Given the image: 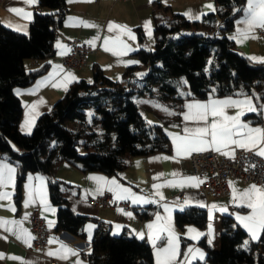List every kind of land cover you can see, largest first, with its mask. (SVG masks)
I'll return each mask as SVG.
<instances>
[{"label":"trees","instance_id":"16d2710c","mask_svg":"<svg viewBox=\"0 0 264 264\" xmlns=\"http://www.w3.org/2000/svg\"><path fill=\"white\" fill-rule=\"evenodd\" d=\"M241 1L217 0L218 13L204 16L198 24L200 30L192 33H186L182 16L174 14L157 27L159 39L155 49L139 51L149 68L147 75L138 79L139 90L97 70L92 83L83 80L77 84L39 118L29 135L19 130L23 106L14 88L30 85L48 69V60L56 53V30L68 10L67 0H39L40 7L51 12L36 13L27 34L0 22V154L8 155L18 166L17 197L27 173L44 174L52 202L58 208V229L73 239H84L83 225L90 218L72 210L62 184L56 179L57 166L69 160L87 169L112 172L124 164L126 155H144L167 148L158 128L143 119L132 101L133 94L147 92L156 93L165 101L179 99L178 85L171 81L176 78L188 81L192 94L198 97L248 93L252 82L264 81V64H255L239 54L227 38L234 25L233 10ZM205 30L214 31V35L205 36ZM28 61L40 64L28 68ZM89 112L94 113L90 123ZM94 126L99 132H92ZM88 137H94L96 142L86 144L81 154L79 138ZM187 221L204 228L206 213L196 209L190 214L176 213L180 226ZM230 226L222 236L220 248H213L204 240L200 242L207 256L205 262L196 264H264V235L244 248L247 233L240 226ZM149 254L145 242L134 237L115 238L99 227L88 258L92 264H141V257Z\"/></svg>","mask_w":264,"mask_h":264},{"label":"crops","instance_id":"0c3cea01","mask_svg":"<svg viewBox=\"0 0 264 264\" xmlns=\"http://www.w3.org/2000/svg\"><path fill=\"white\" fill-rule=\"evenodd\" d=\"M209 3H212L216 8L215 12H211L206 7ZM245 4L246 0H242L238 7L244 6ZM12 7L23 8L26 11L32 12V19L26 20L15 15L9 11V8ZM67 8L68 10L66 15L56 30L54 40L56 53L48 60V69L42 75L37 77L30 85L25 87L17 86L14 88L15 94L20 98L23 106L22 117L19 123V130L21 133L26 134L21 131V127L22 125H25L26 121L32 122L33 130L39 118L42 115L49 113L53 109L55 103L68 93L72 92L77 84L83 80L87 82H89V80L93 81L94 74L97 70H101L110 79L119 82L122 85H126L128 88H136L139 90L140 85H138L139 77L137 74H145L149 69L148 66L143 63L142 57L139 55V51H151L155 49L159 39V34L156 31L159 25L167 23L170 19H172L174 14H179L185 22L186 33L197 32L200 30V26L198 24L201 23L204 15L197 20L194 18L190 19L183 13L190 10V15L193 17L205 12L208 14L218 13L217 0H135L133 2L117 0H67ZM38 12L47 13L51 12V10L41 8L39 0L35 5H24L20 3V0H5L0 6V22L5 26L8 23H11L13 25L11 29L13 30H15L17 25H24L25 27L21 31L17 32L27 34L30 29V24ZM240 15L241 13L238 12L234 14V22L236 19H239ZM109 22L126 25L131 28L136 36V40H130L127 36H124L123 39L133 48L139 47L140 50L134 53H128L122 57L114 56L111 51H105L104 37L114 35L113 33H109L107 31V25ZM145 22H150V28L152 31L151 38L146 35L144 27ZM220 23L221 22L219 21L217 24L219 25ZM236 27L237 26L234 23L233 28L228 32V37L235 33ZM254 35L257 36L258 39H248L243 43L231 40L234 49L239 54L244 55L247 58L251 55L264 57V35L258 34L257 31ZM96 37L99 38L94 40L93 38ZM72 39L83 40L94 49V52L88 54L86 66L80 69L66 70L63 65V58L68 53L69 49L67 40ZM58 42L61 45L66 46L65 54H58L61 52V49L57 47ZM108 47H112L111 43ZM120 60H132L138 61L139 63L125 66L123 63H118ZM39 64L40 62L35 64L34 61H28L26 63L28 68L37 67ZM56 71H59V75L55 77V80H59L65 75V73H71L76 77L78 82L74 81L68 84V90L66 92L62 88L53 87L52 84L55 80L49 81L46 80V78H48L51 73ZM177 79H180L179 81L182 80V78H176L171 81L176 83ZM40 81L45 82L37 87L38 82ZM132 82L134 83L132 84ZM250 86L251 90L246 94L259 96L262 98L260 103H264V81H254ZM182 87L184 88L185 93L190 92L191 95L179 96L178 92L179 99L168 101L162 100L156 93L150 94L146 92L145 94L139 95V110L141 115L145 121L154 122L151 126L157 127L160 131V136L167 145L166 149L144 155H126L124 164L118 165L112 172L87 169L85 165L81 164L82 167H80L69 160H65L57 166L56 179L62 184L61 189L70 203L72 210L78 215L90 218L83 225V233L85 235L84 239H73L68 234L58 229V208L52 202L49 183L44 174L32 172L27 173L21 184L19 196L17 197L18 166L8 155L0 154V157L5 158V162L11 163L17 169L15 187L13 188L9 185L8 188L3 189L4 191L12 193V195L7 199L0 200V220L20 221L23 229L34 237L29 222V215L34 211H38L47 223L49 221L53 222L52 225L49 226L51 233L50 239L56 238L51 243L49 242V239L48 244L43 250H34L31 249L33 239L26 244L23 239L17 238L16 235L5 231L4 228H0V255H2V258H0V264H23L24 261H31L32 264H49L50 260H57L59 264H73V262L77 259L75 256L69 257L68 260H62L57 256L47 255L50 250L55 251L60 248L61 242L73 249H77L80 253L78 258L82 260L84 264H92L88 255L93 250L94 238L99 227L103 229L107 235L115 238L134 237L145 242L150 248V254L141 257L139 263L156 264L155 249L147 238L149 230L146 225L149 223H156L155 216L157 213H160L162 216H171L170 224L174 233L178 237L179 255L177 257V264H182L185 260V253L189 248H198L205 253L204 261L189 259V264L205 262L207 251L200 242L204 240L205 243L209 245L208 240L211 239L212 244L209 246L216 249L220 248L222 236L225 233V230L231 227L230 225H232V228L234 229L240 226L247 233V231L240 225L239 221L236 220V215L247 214L249 210L233 204L232 197L234 195V189H247L250 185H257L256 183L251 182L243 184L239 180H231V193L226 198H217L212 192L203 191L201 189V184L199 187L184 188L165 185L166 181L183 179L184 177L194 175L191 172L189 156L175 158L173 144L170 138L164 134V130L172 133L181 132L180 127H170V125H181L182 117L180 115H167L163 108L167 107L169 111L182 113L185 111V103L193 101L206 102L210 96L215 99H222L226 97L237 98L236 94L216 93L208 94L204 97L194 96L191 92L188 81L187 84H184ZM17 90L20 92L19 95L17 94ZM41 100L44 101L43 104L40 103ZM142 101H149L151 103H143ZM154 103L159 104L162 107H153L152 105ZM254 103H256L255 100ZM33 105H37L35 110L32 108ZM235 111L236 109H228L227 113L232 115ZM243 119L245 121H253L254 123L252 126H264V119L254 114H249ZM160 124L163 125L164 130L157 126ZM159 156H165L171 159H153ZM221 156L228 157L225 155ZM137 162L140 163L137 164ZM161 173L164 175L161 176ZM174 173H179L180 175L177 177L173 175ZM30 175L33 178L31 181L28 179ZM91 176H103L109 180L115 178L122 186L130 188L136 194L144 196L148 199H158V197L154 196V193L156 192V189L153 188L154 184L165 185L160 188L159 191L164 197L163 202H166L170 206L171 211L170 213H165L163 208L158 206L156 203L133 205L129 201H120L115 199L112 193L111 195L113 202L116 204L115 206H93L89 203V199L91 197L100 196V194L96 191L97 181L89 179ZM37 177L43 178L47 201L51 207L55 209L54 212L46 210L39 202V198L35 196V193L33 196L34 199H36V203L30 204L28 207L24 206V201L27 198L26 193L28 191L25 186L28 184H31L33 187L39 185L40 180H38ZM157 177L159 178L157 179ZM105 192L108 191L105 190L104 193ZM186 199L189 201L188 204L184 203ZM118 204H128L129 208L118 206ZM199 204H203L205 207H200ZM212 204L216 205V209L212 210L210 218L209 207ZM221 207H226L228 211H218ZM13 208L15 209L14 211ZM118 209H122L123 211H118ZM195 209L203 210L206 213V224L204 228H201L190 221L184 223L183 226H180L176 222V213L180 212L190 214ZM128 212L132 213L131 217L125 214ZM26 213L28 214V218L24 219ZM117 224L122 225L123 227L118 234L114 235ZM226 224L227 227H225ZM89 225H94L91 229L92 237L90 241L88 236ZM189 229H195L196 232H191ZM138 232L145 233V238L143 240L137 237L136 233ZM197 232L204 235H201L198 239H192L191 237L196 235ZM247 235L248 238L245 241H252L248 233ZM184 241H186L185 245H183ZM157 243L158 245L160 244L159 241ZM11 257H18L20 259H12Z\"/></svg>","mask_w":264,"mask_h":264},{"label":"snow or ice","instance_id":"6c2138e0","mask_svg":"<svg viewBox=\"0 0 264 264\" xmlns=\"http://www.w3.org/2000/svg\"><path fill=\"white\" fill-rule=\"evenodd\" d=\"M20 3L24 5H35L38 3V0H20ZM206 7L211 11L215 12L216 8L212 3L206 5ZM9 11L14 13L17 16H20L23 19L31 20L32 12L26 11L23 8L12 7L9 8ZM235 13H241L239 19L235 20V33L227 37L230 40H234L238 43H243L248 39H258L254 35L256 30H264V0H246L244 6L234 8ZM185 16H188L190 19L194 18L199 20L202 15L206 16L208 13H200L196 16L190 15V10L183 13ZM75 19V18H70ZM7 27H13L11 23L6 25ZM25 26L17 25L15 27L16 31H21ZM146 35L151 38L152 31L150 28V22H145ZM222 27V25H221ZM107 31L113 33L112 36L104 37V50L111 51L114 56L122 57L128 53H134L139 51V47L133 48L129 45L124 39V36H127L128 39L135 41L136 36L131 28L126 25L118 24L115 22H109L107 25ZM99 37L93 38L98 39ZM111 43L112 47L109 48L108 45ZM57 47L61 49V52L58 54H65L66 46L61 45L59 42ZM70 51V49H68ZM248 59L255 63L264 64V57H259L256 55H251ZM118 63H123L125 66L138 64V61H123L120 60ZM209 64L212 63L211 60L208 61ZM207 71V69H206ZM59 75V71L53 72L50 74L46 80L53 81L55 77ZM138 76L145 75L144 73H138ZM78 82L76 77L71 73H65L63 77L59 80H55L52 84L53 87L62 88L65 92L68 90V84L72 82ZM45 81L38 82L37 87H39ZM89 83H92L89 80ZM187 84V81L182 78L178 82V86H183ZM215 92V89L212 90ZM17 94L20 92L17 90ZM179 95H191L190 92L184 93L180 92ZM237 98L226 97L222 99H215L210 96L206 102L193 101L185 103L182 113H176L169 111L167 107H164L163 110L167 115H180L182 117L181 125H170V127H180L181 132L172 133L163 129V125H157L164 130V134L170 138L173 148L175 158L187 157L192 153H200L207 151H215L221 155L228 156L232 159H235V150L242 149L246 152H251L254 155L259 157H264V126H252L253 121H245L243 118L249 114H254L262 119H264V103H260L262 99L256 95H248L243 92L236 93ZM254 100L256 103H254ZM143 103H151L149 101H142ZM41 104L44 101H40ZM153 107L160 108L162 107L159 104H153ZM37 105H33L32 108L35 110ZM228 109H236L235 113L229 115L227 113ZM89 117V123L94 115V113H87ZM211 118V119H210ZM149 125H153L154 122L146 121ZM32 122L26 121L25 125H22L21 131L26 134H31ZM15 150V149H14ZM153 159H171L165 156H159ZM140 162H137L139 164ZM254 167V165H253ZM17 169L11 163L5 162L4 157H0V200L9 198L12 193L4 191L3 189L8 188L11 185L15 187V178H16ZM161 176L164 174L161 173ZM174 176H179V173H174ZM159 177H157L158 179ZM29 181L33 178L30 175L28 177ZM40 180V184L33 187L31 184L26 185L28 190L26 193V200L24 201V206L28 207L30 204H35L36 199H34L33 194L39 198V202L44 206L46 210L55 211L47 201L46 192L44 189L43 178L37 177ZM89 179L97 181L96 191L98 194L103 195L104 191L114 195V198L120 201H129L133 205H145L150 203H156L158 206L163 208L165 213H170V206L164 201L162 193L159 191L160 188L165 185L171 187H199L204 180H201L200 177L189 176L184 177L183 179H174L165 182V185L154 184L153 188L156 189L154 193L155 197L158 199H148L144 196L138 195L133 192L130 188L122 186L118 183L117 179H107L103 176H91ZM232 202L238 207L248 209V213L244 215H236V220L239 221L240 225L247 231L252 241L260 240L262 235H264V186L258 187L253 184L249 188L239 190L234 189V195L232 197ZM185 204H188L189 201L186 199ZM200 207H205L203 204H199ZM213 209H216V205L212 204L209 207V214L211 218V212ZM15 209L13 208V211ZM182 210V209H181ZM118 211H123L118 209ZM220 212H227L226 207H221L218 209ZM128 216H132L131 212L125 213ZM28 218L26 213L24 219ZM171 216H162L160 213H157L155 216L156 223H149L146 225L149 230L147 233V238L151 242L153 248L155 249L156 264H177V257L179 255L178 248V237L174 233V230L170 224ZM49 226L52 225V221H49ZM94 225H89V241L92 237L91 229ZM123 226L117 224L116 232L118 234ZM0 228H4L5 231L16 235L17 238L23 239L27 244L31 239L35 237L31 236L30 233H27L22 227V223L17 220L4 221L0 220ZM191 232H196L195 229H189ZM137 237L141 240L145 238L144 232L136 233ZM202 233H196L192 236V239H198ZM56 238H51L50 243L53 242ZM160 242L158 245L157 242ZM166 242V243H165ZM209 245L212 244V240H208ZM248 241L244 242L243 247L248 248ZM30 246V245H29ZM49 256H57L59 259L68 260L69 257L75 256L77 259L73 264H84L82 260L78 257L80 255L77 249H73L61 242L60 248L55 251H49L47 253ZM2 258V255H0ZM12 259H20L18 257H11ZM189 259L192 260H205V253L198 248H189L185 253V260L182 264H189ZM23 264H32L31 261H24Z\"/></svg>","mask_w":264,"mask_h":264},{"label":"built area","instance_id":"2783aa9c","mask_svg":"<svg viewBox=\"0 0 264 264\" xmlns=\"http://www.w3.org/2000/svg\"><path fill=\"white\" fill-rule=\"evenodd\" d=\"M5 0H0V6ZM135 1V0H117ZM258 34L264 35V30H256ZM205 36L212 37L214 31L205 30ZM69 44L68 53L63 58V65L66 70L80 69L87 65V56L94 52L87 43L81 39L67 40ZM37 64V61H34ZM191 172L195 177L204 180L201 189L205 192H212L217 198H226L231 193L230 181L239 180L243 184L251 182L259 187L264 186V157H259L251 152L242 149L235 150V159L223 157L215 151L192 153L189 156ZM254 165V167H253ZM89 203L93 206H115L110 192L103 195L91 197ZM129 208L128 204H118ZM31 230L34 234L31 249L43 250L48 244L51 233L49 224L38 211L29 215ZM49 264H59L57 260H50Z\"/></svg>","mask_w":264,"mask_h":264},{"label":"rangeland","instance_id":"374dc122","mask_svg":"<svg viewBox=\"0 0 264 264\" xmlns=\"http://www.w3.org/2000/svg\"><path fill=\"white\" fill-rule=\"evenodd\" d=\"M209 60H212V58H210ZM147 74L143 75V76H138L139 78L138 79H143ZM180 79H177L176 83L178 84V82ZM136 82V81H134ZM132 82V84L134 83ZM179 88V93L180 92H184L185 93V90L182 86H178ZM181 96V95H179ZM140 96L138 94H133L132 96V101L139 107L140 106ZM94 129H92V132H99V128L97 126H94L93 127ZM33 131V130H32ZM24 134V133H23ZM32 134V132H31ZM97 134V137L100 138V134L96 133ZM26 135H29V134H26ZM94 141L96 142V139L93 137H88V138H79V152L82 154L84 153V149H85V145L86 144H94ZM258 241V240H257Z\"/></svg>","mask_w":264,"mask_h":264}]
</instances>
